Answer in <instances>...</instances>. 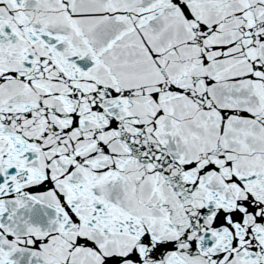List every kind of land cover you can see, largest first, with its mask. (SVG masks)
<instances>
[{"label": "snow or ice", "instance_id": "obj_1", "mask_svg": "<svg viewBox=\"0 0 264 264\" xmlns=\"http://www.w3.org/2000/svg\"><path fill=\"white\" fill-rule=\"evenodd\" d=\"M0 264H264V0H0Z\"/></svg>", "mask_w": 264, "mask_h": 264}]
</instances>
